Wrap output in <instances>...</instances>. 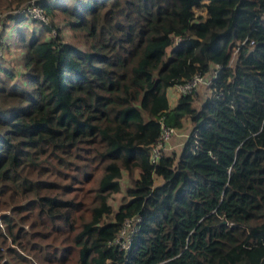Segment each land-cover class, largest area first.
Wrapping results in <instances>:
<instances>
[{
    "label": "trees",
    "instance_id": "trees-1",
    "mask_svg": "<svg viewBox=\"0 0 264 264\" xmlns=\"http://www.w3.org/2000/svg\"><path fill=\"white\" fill-rule=\"evenodd\" d=\"M34 4L48 22L12 12L0 33L21 51L0 55V264H264V0ZM196 74L200 104H170Z\"/></svg>",
    "mask_w": 264,
    "mask_h": 264
},
{
    "label": "rangeland",
    "instance_id": "rangeland-1",
    "mask_svg": "<svg viewBox=\"0 0 264 264\" xmlns=\"http://www.w3.org/2000/svg\"><path fill=\"white\" fill-rule=\"evenodd\" d=\"M3 3H8V1L3 2ZM18 8L19 7H17L16 4H12L11 6L0 5V13L8 15L9 13L18 11L19 10ZM3 49L5 52V48H3ZM6 52H7V56H6L7 63L16 66V68H19V62H20L19 58H20L21 51L13 49L12 47H9L8 49H6ZM236 53H238V50H235L234 54H236ZM191 92H194V94H195V105L197 107L200 104L201 100L205 97V95L208 94L209 90H208L207 84L204 81H201V82H198V84L194 87V89ZM172 95H173V97H172ZM171 98H175V90L171 91ZM189 127H190V122H189V119L186 118L184 120V127H182L181 129H178L176 134H172L168 137V139L164 142V146H163L161 151L166 153V154L168 153V154H172V155H177L179 153V151L181 150V147L183 145V142L185 141V137L187 136V133L189 132ZM134 175H136V174H134ZM160 181H161V179L159 177H156V183H158ZM129 184H130V180L124 172V175L121 179L120 191L117 193H114L110 199V202H111L113 208H116L117 205L122 201L123 198H127V196L125 194V190L129 186ZM86 186L88 187L89 184H86ZM6 204H7V201H6L5 205ZM5 205L0 204V227L2 228L3 231H4V225L1 221V218L3 216H6V215L8 216L11 214L9 206H7V205L5 206ZM9 242L10 241H7V243L9 245L14 246L11 242H10L11 244ZM66 258H69V260L66 263L61 262V261H59V262L56 261L54 264H74L75 259H74V256L72 258V254ZM4 259L5 258L3 257L2 260H4Z\"/></svg>",
    "mask_w": 264,
    "mask_h": 264
},
{
    "label": "built area",
    "instance_id": "built-area-1",
    "mask_svg": "<svg viewBox=\"0 0 264 264\" xmlns=\"http://www.w3.org/2000/svg\"><path fill=\"white\" fill-rule=\"evenodd\" d=\"M35 0H31V5L29 6H21L19 7L18 11H15L17 13H22L26 15H30L35 19L42 20L45 23L49 21L48 17L44 14V12L39 9L35 4ZM6 16V14L0 13V33L2 32L3 28V19ZM3 38H0V55L3 54ZM211 76L196 74L192 79L189 81L177 85V89L180 93H189L191 92L194 87L198 84V82L204 81L207 85L210 83ZM178 131V128L175 127H163L161 135L159 139L156 141L155 144L151 147V159L154 161L156 158H158L159 154L161 153V150L164 146V142L168 139V137L172 134H176ZM134 220H126L124 222V225L120 232L117 234L116 241L121 243L122 247H126L128 245V232L129 229H134Z\"/></svg>",
    "mask_w": 264,
    "mask_h": 264
},
{
    "label": "crops",
    "instance_id": "crops-1",
    "mask_svg": "<svg viewBox=\"0 0 264 264\" xmlns=\"http://www.w3.org/2000/svg\"><path fill=\"white\" fill-rule=\"evenodd\" d=\"M172 90H175V98H171V91ZM178 94H179V90L177 89V86H174V87H172V88L169 89L168 95L170 97V104H174L175 103ZM172 97H173V95H172Z\"/></svg>",
    "mask_w": 264,
    "mask_h": 264
},
{
    "label": "water",
    "instance_id": "water-1",
    "mask_svg": "<svg viewBox=\"0 0 264 264\" xmlns=\"http://www.w3.org/2000/svg\"><path fill=\"white\" fill-rule=\"evenodd\" d=\"M224 222V221H223Z\"/></svg>",
    "mask_w": 264,
    "mask_h": 264
}]
</instances>
